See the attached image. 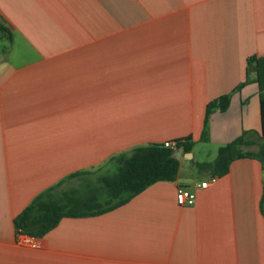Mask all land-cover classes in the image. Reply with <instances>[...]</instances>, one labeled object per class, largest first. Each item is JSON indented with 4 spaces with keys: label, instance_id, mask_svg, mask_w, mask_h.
I'll use <instances>...</instances> for the list:
<instances>
[{
    "label": "crops",
    "instance_id": "0c3cea01",
    "mask_svg": "<svg viewBox=\"0 0 264 264\" xmlns=\"http://www.w3.org/2000/svg\"><path fill=\"white\" fill-rule=\"evenodd\" d=\"M0 22V264H264V164L236 159L207 187L214 175L183 172L243 131L259 146L247 62L264 59V0H0ZM188 137L175 180L30 242L16 230L67 175ZM180 185L194 205L177 203Z\"/></svg>",
    "mask_w": 264,
    "mask_h": 264
},
{
    "label": "trees",
    "instance_id": "16d2710c",
    "mask_svg": "<svg viewBox=\"0 0 264 264\" xmlns=\"http://www.w3.org/2000/svg\"><path fill=\"white\" fill-rule=\"evenodd\" d=\"M0 30L7 29L0 22ZM247 74L257 73L256 82L260 90L261 134L256 150L246 138V131L231 142L221 146L211 162H198L199 172L214 176L226 174L231 163L239 158H255L264 164V59L251 56L248 59ZM248 80L238 88L246 85ZM231 95H223L211 101L206 107L207 116L218 108H229ZM174 147L164 143L138 146L128 152L113 155L103 166L95 170L80 171L67 175L38 194L32 202L14 219L18 233L31 237H43L54 229L64 217H86L99 215L126 204L151 184L177 178L180 160L174 152L183 147L192 151L191 137L173 141Z\"/></svg>",
    "mask_w": 264,
    "mask_h": 264
},
{
    "label": "built area",
    "instance_id": "2783aa9c",
    "mask_svg": "<svg viewBox=\"0 0 264 264\" xmlns=\"http://www.w3.org/2000/svg\"><path fill=\"white\" fill-rule=\"evenodd\" d=\"M168 147H174L175 143L173 141H168L164 143ZM217 180L216 176H213L210 181H202L198 184L199 187H207L210 182H215ZM176 200L181 206H192L196 201V192L187 186H178L176 189ZM32 240L31 236L25 235L24 241L30 242Z\"/></svg>",
    "mask_w": 264,
    "mask_h": 264
},
{
    "label": "rangeland",
    "instance_id": "374dc122",
    "mask_svg": "<svg viewBox=\"0 0 264 264\" xmlns=\"http://www.w3.org/2000/svg\"><path fill=\"white\" fill-rule=\"evenodd\" d=\"M203 154L202 155H204V156H206V157H208V156H214L215 157V154H216V156H217V154H218V152H208V150H202L201 151ZM211 154V155H208V154ZM214 154V155H213ZM214 157H210L211 159H213ZM210 159V160H211ZM209 160V159H208ZM183 172L184 173H186L187 175H197V176H200L201 174H202V172H199V170H198V168H197V170L195 169V168H193L192 166H188L187 168L185 167V168H183ZM201 173V174H200Z\"/></svg>",
    "mask_w": 264,
    "mask_h": 264
},
{
    "label": "water",
    "instance_id": "95a60500",
    "mask_svg": "<svg viewBox=\"0 0 264 264\" xmlns=\"http://www.w3.org/2000/svg\"><path fill=\"white\" fill-rule=\"evenodd\" d=\"M182 155L186 156V157H192L191 152L188 153H184L183 154V147H179L175 152H174V156L177 159H180L182 157Z\"/></svg>",
    "mask_w": 264,
    "mask_h": 264
}]
</instances>
